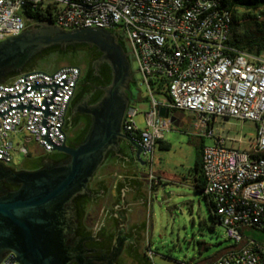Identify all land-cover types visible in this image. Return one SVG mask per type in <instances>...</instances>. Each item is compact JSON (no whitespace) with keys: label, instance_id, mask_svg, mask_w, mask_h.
Listing matches in <instances>:
<instances>
[{"label":"built area","instance_id":"2783aa9c","mask_svg":"<svg viewBox=\"0 0 264 264\" xmlns=\"http://www.w3.org/2000/svg\"><path fill=\"white\" fill-rule=\"evenodd\" d=\"M26 7L49 10L50 24L63 31L98 25L125 38L149 101L143 126L134 119L136 107L125 111L122 132L130 146L151 165L156 141L176 127L159 109L189 115L193 131L214 140L202 147L203 194L231 241L207 264H264V243L244 235L248 228L264 231V54L228 43L233 17L223 0H0V41L22 32ZM79 74L65 64L0 83L1 163L16 166L13 155L29 154V140L42 153L65 143V113ZM216 118L254 121L255 141L249 148L230 144L233 138L214 132ZM19 131L28 137L14 144ZM149 179L158 182L151 172Z\"/></svg>","mask_w":264,"mask_h":264},{"label":"water","instance_id":"95a60500","mask_svg":"<svg viewBox=\"0 0 264 264\" xmlns=\"http://www.w3.org/2000/svg\"><path fill=\"white\" fill-rule=\"evenodd\" d=\"M102 29H78L63 31L46 23L39 33L17 35L0 42V68L18 58V64L31 54L53 44L94 43L114 54V75L107 90L104 109L96 119L84 142L76 147L66 143L54 148L69 156L67 163L57 169L24 172L18 176L20 185L7 195L0 197V249L11 254L0 258V262L17 264H63L58 235L62 229L60 204L86 186L103 160L104 152L119 148L120 140L126 139L121 129V118L127 101L120 97L133 73L122 50L110 43ZM43 72V71H41ZM2 83V82H0ZM159 114L169 117L175 125L184 113L160 108ZM134 157L141 164V150L135 144ZM156 199V197L154 198ZM169 216H173L176 206L170 204L169 197L158 201Z\"/></svg>","mask_w":264,"mask_h":264},{"label":"flooded vegetation","instance_id":"af4514ba","mask_svg":"<svg viewBox=\"0 0 264 264\" xmlns=\"http://www.w3.org/2000/svg\"><path fill=\"white\" fill-rule=\"evenodd\" d=\"M44 24L46 23L26 24L20 35L39 33ZM103 35L110 43L117 45L122 50L124 58L130 65L131 56L125 38L113 30H104ZM78 44H86L85 48L79 52L85 61H82L79 66L80 74L64 118V124L66 122L71 124V129L74 132L73 137L66 138L65 141L71 147H76L85 141L96 119L102 113L115 68L114 54L109 49L88 42ZM41 51L31 54L19 65H17L19 63L18 58L3 65L0 68V82L4 81L11 72H21L26 62ZM107 69L110 74L108 82ZM39 71L45 72L44 70ZM126 86L129 87L130 92L133 91V76L128 79ZM127 92L126 88L123 89L120 96L123 102L127 101L122 113L121 129L124 114L131 99L128 100ZM127 145L130 148V143L124 139L120 140L119 148H108L104 152L103 160L98 167L102 177L92 176L84 189L76 192L60 204L63 224L57 240L60 243L59 248L62 253L60 256L63 264H151L141 248L144 226L138 227V230L132 235L125 231L122 224L123 201L120 202V207L117 210L120 218L116 219L118 224L115 225L114 231L111 229L110 218L104 217L99 227L93 228L90 222L91 215L86 214L87 207L96 208L101 203L107 202L110 182L107 174L113 169L112 163L116 154L125 161L138 162L134 154H132L133 159H129L126 154ZM141 159L143 163H138L141 166H146L145 159L142 156ZM68 160L67 154L54 150L50 153L39 152L35 156L27 154L21 165L12 166L0 162V197L18 188L20 185L18 176L21 173L57 169L67 163ZM163 200L165 201L166 198ZM10 254V251L0 249V258H5Z\"/></svg>","mask_w":264,"mask_h":264},{"label":"rangeland","instance_id":"374dc122","mask_svg":"<svg viewBox=\"0 0 264 264\" xmlns=\"http://www.w3.org/2000/svg\"><path fill=\"white\" fill-rule=\"evenodd\" d=\"M236 16L235 30L239 37L245 39L249 36L264 35V10L250 12L248 15L238 10ZM65 64L67 62H60L57 67ZM130 69L134 77V89L137 92V100L133 102V105L138 113L134 119L140 126H143V112L149 107L147 90L143 83L138 82L139 74L136 72L134 61H131ZM181 122L183 123L181 126H176L164 133V139L170 146L162 149L156 145L151 165L142 167V172L146 175V182L151 190L159 185V181L154 183L150 180L149 172L153 176H160L162 184L158 187L156 200L152 202V207L148 210L143 234L146 251L158 264H201L204 259L231 245V241L224 237L223 227L213 223L205 196L194 190L187 180L171 181L170 178L163 176L184 175L189 165H192L194 144L189 138H191L190 135L196 136L198 133L193 131L192 118L189 115H185ZM213 130L215 133L222 131L223 134L233 138L235 141L229 143L241 148H249L250 143L256 139L255 122L248 119L216 118ZM27 137L25 131L17 132L13 136L14 144L23 142ZM203 137L205 146L214 143L213 138ZM26 146L31 156L39 153L34 141L29 140ZM24 159L25 156L14 154L13 164L21 165ZM167 196L170 204L176 206L172 217L164 210V207L158 205V201ZM244 235L264 243V231L262 230L248 228L245 229Z\"/></svg>","mask_w":264,"mask_h":264},{"label":"crops","instance_id":"0c3cea01","mask_svg":"<svg viewBox=\"0 0 264 264\" xmlns=\"http://www.w3.org/2000/svg\"><path fill=\"white\" fill-rule=\"evenodd\" d=\"M134 79V77H133ZM137 92L133 88L131 92V99L129 102V106H134L133 102L137 100ZM185 115H183L184 117ZM182 117V118H183ZM178 119V124L176 126H181L183 123L181 119ZM71 125L66 122L63 126V130L66 131V138H72L74 135L73 130L70 127ZM190 141L194 144V157L192 160V165H189L188 171L186 174L181 176H169L163 175L164 177L170 178V180H187L188 184L193 187L194 184V172L195 176H200V165H201V152L202 147L204 146V135L197 134L196 136L190 135ZM193 137V138H192ZM156 145L159 148L167 149L170 145L165 140L156 141L154 148ZM154 150V149H153ZM126 154L129 159H133V153L131 152L129 146L127 145ZM113 169L109 171L107 174L109 178V187H108V197L107 202H103L98 205L96 208L87 207L86 214L91 215V226L94 228L96 226L99 227L101 221L104 217L111 219V229L114 231L115 225L118 224L116 219L120 218L117 210L120 207V202L123 201L124 205L122 206V224L124 225L125 231L132 235L138 227L144 226L145 218L148 214V210L152 207V202H154L155 197L157 198V190L161 184V178L158 175H155L159 181V185L152 190L149 188V185L146 182V175L142 172V167L138 162L135 161H125L120 157L115 156V159L112 163ZM99 167V166H98ZM95 170L92 176L97 178H101L102 174H100L99 170ZM194 168L197 170L194 171ZM194 171V172H193ZM167 182V181H166ZM162 185V184H161ZM141 191V194H140ZM92 215L94 217H92ZM143 230V233L144 234ZM141 248L145 252L146 258L149 260L151 264H158L151 259V254L146 251L144 243L141 245ZM228 247L220 252H216L211 257L204 259L201 264H207L213 259H215L218 255L223 253Z\"/></svg>","mask_w":264,"mask_h":264},{"label":"trees","instance_id":"16d2710c","mask_svg":"<svg viewBox=\"0 0 264 264\" xmlns=\"http://www.w3.org/2000/svg\"><path fill=\"white\" fill-rule=\"evenodd\" d=\"M224 4H226L232 11L233 17V27L231 36L228 40V43L232 46L236 47L239 50H246L251 53L261 54L264 53V35L255 37L249 36L245 39L239 37L236 33V26H235V19H236V11L241 10L248 15L250 12L254 11H261L264 10V0H223ZM23 15L26 19V22L33 23V22H44V23H52L53 21V14L47 10L45 12H33L29 8H25L23 10ZM86 44H53L48 47L42 49L40 53L35 55L33 58L28 60L21 72H11L9 75L6 76V79L2 82H10L12 79L22 72H28L33 70H44L45 72H51L54 69L58 68L57 65L60 62H67L69 65L80 66L84 57L79 54V52L84 49ZM79 56V57H77ZM50 63V65H48ZM107 75V82L110 79L109 70ZM106 71V73H107ZM165 94V92H164ZM71 125V124H70ZM71 127V126H70ZM65 134L66 131L64 130ZM67 135V134H66ZM197 169L194 168V171ZM200 176H195L194 172V184L193 189L199 191L203 194V187H204V180L201 173V165H200ZM207 200V206L209 210V214L212 218L214 224H218V218L214 213L212 203L208 199V197L203 194Z\"/></svg>","mask_w":264,"mask_h":264},{"label":"bare ground","instance_id":"6f19581e","mask_svg":"<svg viewBox=\"0 0 264 264\" xmlns=\"http://www.w3.org/2000/svg\"><path fill=\"white\" fill-rule=\"evenodd\" d=\"M88 11H95V4H88ZM90 29H98V25H90Z\"/></svg>","mask_w":264,"mask_h":264}]
</instances>
